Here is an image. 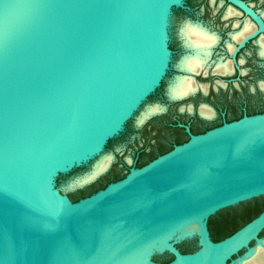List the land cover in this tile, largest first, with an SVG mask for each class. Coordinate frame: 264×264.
<instances>
[{
	"label": "water",
	"instance_id": "obj_1",
	"mask_svg": "<svg viewBox=\"0 0 264 264\" xmlns=\"http://www.w3.org/2000/svg\"><path fill=\"white\" fill-rule=\"evenodd\" d=\"M228 1L256 25L236 50L264 36L257 11ZM184 6L185 0H0V264H128L136 257L188 264L241 239L220 263L238 264L263 244L264 211L219 241L208 218L264 196V113L200 134L186 127V142L77 201L57 186L60 175L100 156L162 85L173 56V10ZM170 86L168 98L179 99ZM144 110L137 125L165 106L141 121ZM194 222L198 233L175 237ZM194 237V252L178 247ZM158 242L165 248L146 256ZM164 251L174 256L170 262L153 259Z\"/></svg>",
	"mask_w": 264,
	"mask_h": 264
},
{
	"label": "rangeland",
	"instance_id": "obj_2",
	"mask_svg": "<svg viewBox=\"0 0 264 264\" xmlns=\"http://www.w3.org/2000/svg\"><path fill=\"white\" fill-rule=\"evenodd\" d=\"M247 1L251 2L255 8L264 10V0ZM187 2L190 5L188 9L177 7L173 10L172 25L170 28L171 37L169 41L173 56L166 77L162 81V85L144 101L139 110L136 111L135 116L128 120L123 133L106 144L100 156L93 158L88 164L58 177V188L66 193L73 201H77L73 199L75 196H80L87 191L99 190L101 189V185L110 183V180L113 178L125 176L127 171H129L128 168L135 165L138 157L141 158L142 162H145L149 160L152 151L157 152L160 147L169 146L172 141L182 137L181 130L167 126V123L176 117H181V119H188L190 117L187 112L179 113L182 105L190 104L196 100L198 104L208 102L213 106L223 109L222 111L227 112L230 117L240 116L244 110L252 112L251 115L264 113V90L259 87V83L264 82V58L258 57L257 48L253 44L247 46L239 54V58L243 59L239 63L242 72L235 70L231 75L224 76L212 75V73L208 75L200 73L197 75L201 82L210 84L212 92L209 95H200L195 101L192 97L184 100H169L165 96V88L169 80L175 73H179L174 68L175 64L184 53L178 36L179 27L184 20L192 19L201 21L212 31H216L223 36L224 40H221L216 46V52L212 56V59H216L217 57L230 58V51L225 45L227 33L234 30L233 26L237 21L244 23L246 20V16L242 14L225 17L230 5L221 0H215L214 5L211 3V0H185L186 4ZM218 79L225 81L226 84L223 88L215 91L214 88L216 86V80ZM253 87L256 88V92H252ZM154 104L164 105L165 110L146 120L142 125H137L136 117L140 112L147 105ZM217 119L221 120L219 112L216 118L206 123H201L200 125L205 127L207 123ZM126 131H128L127 134ZM142 147H145V152L140 155L142 150L139 151V149ZM105 155L112 156L111 164L107 171L83 187H68L70 181L76 180L91 171L95 161H97L96 159ZM262 211H264V196L255 197L216 212L208 218L211 237L215 241H219L230 236L257 217ZM259 236L264 237V230ZM254 244L255 241L250 243L251 246ZM177 245L184 252H194L199 247L198 238L186 239L177 242ZM245 251L246 248L241 249L229 258L227 262L230 263L238 259ZM173 258L174 256L166 251L156 252L153 255V259L163 263L170 262Z\"/></svg>",
	"mask_w": 264,
	"mask_h": 264
},
{
	"label": "bare ground",
	"instance_id": "obj_3",
	"mask_svg": "<svg viewBox=\"0 0 264 264\" xmlns=\"http://www.w3.org/2000/svg\"><path fill=\"white\" fill-rule=\"evenodd\" d=\"M236 12L237 11L233 7H230L227 11V15L228 16L233 15ZM263 15H264V11H263ZM253 30H254V23L248 20L241 30L233 33V38L235 39V41H240L242 40L243 37L253 32ZM182 33L185 36V40H186V42L185 41L184 42L189 49V52L187 53L190 54L185 56L184 58L183 57L181 58V60L183 59V61L181 62L180 60L178 62L179 68L185 72L188 71L199 72L201 70L207 71L209 67L207 61L211 54L212 47L218 43V37L216 36V34L206 31L205 29H202L200 26L193 24L192 22L186 24L183 27L181 34ZM259 44H260V49H259L260 54L264 58V40H259ZM232 47L233 45L229 44V48L232 49ZM167 59H168V54L166 56V61ZM215 67H216L215 71L223 74L232 73L234 70L232 62L230 60L224 61L222 60V58L217 62ZM181 76L182 74L180 73L176 74L175 78L171 83L170 94L172 97L175 98L182 97L190 92L196 91L200 86L204 89H206L207 87L205 84H196L194 82V78L191 76H183L180 79L179 77ZM162 109H163V105L161 104L149 105L143 111L140 120L144 121L148 116H150L155 112H159ZM200 112L202 115L206 117L213 116V112L207 106H203ZM111 160H112L111 155L102 156L96 163L95 167L87 174L78 178L76 182L82 184L84 182L94 179L101 172H103L108 168V166L111 164ZM199 231H200L199 224L197 222H194L182 228L180 231H178L175 237L179 238L185 235L198 233ZM240 240L241 239L234 241L231 247L227 248L225 251L223 250L218 252V254H215L207 258L203 262L200 259L201 257L190 258L188 259V264H220L226 260V257L230 254V251L239 244ZM263 245H264V241L263 244L257 246L256 251L254 253H250L248 257L243 258L238 264H264ZM164 248L165 245L161 242H158L152 247L148 248L144 254L148 256L151 253V251L155 249L163 250ZM128 264H145V263L143 262V259L136 257V258H132L128 262Z\"/></svg>",
	"mask_w": 264,
	"mask_h": 264
},
{
	"label": "flooded vegetation",
	"instance_id": "obj_4",
	"mask_svg": "<svg viewBox=\"0 0 264 264\" xmlns=\"http://www.w3.org/2000/svg\"><path fill=\"white\" fill-rule=\"evenodd\" d=\"M214 1L215 0H211V3L213 5H214ZM221 1L222 2H225V3H228L230 5V7H233L237 11L235 14H242V15H245L246 16V20H245L244 23L237 21L236 24L233 26V29L234 30L227 33V38L225 39V45L227 46L228 50L230 51V58L225 59L224 57H217L216 59H212V56L216 52V46L220 43L221 40H224L223 39V36L220 33L216 32V31H212L209 27H207L206 25H204V23L201 22V21H196V20H192V19H186V20H184L181 23V25L179 27V30H178V36H179V39L181 41V45H182V48L184 50V53L180 56V59L177 61V63L181 60L182 57L184 58L185 56H187V55L190 54V53L189 54L187 53V52H189V49L186 48L185 36L183 35V33L181 34L183 27L186 24L190 23V22H192L193 24H196V25L200 26L202 29H205L206 31H209L211 33L216 34V36L218 37V43L215 46H213L212 49H211V54H210V56L208 58V61H207L208 65H209L207 71L201 70L199 72H190V71L185 72L182 69H177L176 67H174L180 74H182V76L179 77L180 79L183 76H191V77L194 78V82L196 84H205L207 86L206 89H204V88H202L200 86L196 91L190 92V93H188V94H186V95H184L182 97H179V99H177V100H184V99H186L188 97H192L194 99V101H195L197 99V97H199L200 95H209L212 92V89H211L210 84L203 83V82H201L198 79L197 75L200 74V73H203L204 75H208V74L212 73V75L224 76V75H231L235 70H237L238 72H240L241 69L239 67V63H241L243 61V59H240L239 58V54L242 52L243 49H245L250 44H253L254 46H256L258 57L263 58L261 56V54H260V51H259V49H260L259 40H264V36L262 34H259L258 36L254 37L252 39H249L241 48H239L238 50H236V48L241 44V42L247 36H249L252 32L250 34L246 35L245 37H243L242 40H240V41H235V39L233 38V33L241 30L244 27L245 23L248 20L249 21H252L253 23H254V21L250 18V16L244 10H242L241 8L237 7L236 5L230 3L228 0H221ZM243 1H245L249 6H251L255 11H257L264 18V15H263V11L264 10L255 8V6L251 2H248L247 0H243ZM189 7H190V5L187 2V4L185 3V6L184 7H180V8H182V9L183 8H186V9H188ZM227 11H226L225 17L231 16V15H229V16L227 15ZM188 21H190V22H188ZM255 29H256V25L254 23V30ZM229 44L233 45L232 49L229 48ZM221 58L224 61L225 60H230L232 62V65H233V68H234V70H233L232 73L223 74V73H220V72L215 71V68H216L215 66H216L217 62ZM182 61H183V59L181 60V62ZM176 64H175V66H176ZM179 64H181V63H179ZM179 73H175L173 75V77L169 80L168 85L165 88V91H166L165 92V96H167L168 87L171 85V83H172L173 79L175 78L176 74H179ZM225 84H226V82L223 81V80H220V79L216 80V86H215L214 90L216 91L218 89L223 88V86ZM263 85H264V82H260L259 83V87L262 90H264V86ZM252 92H256V88L255 87L252 88ZM167 98H168V96H167ZM203 106H207L213 112V116L206 117V116L202 115L201 112H200V110H201V108ZM222 110L223 109H221V108H219L217 106H213V105H211L208 102H201V103L198 104L197 103V100L195 102L190 103V104L182 105L180 107V109H179V113H185V112H187L190 117H188V119H181V117H176L175 119H172L171 122L167 123V126H169L170 128H173V129L181 130L183 136L177 138L176 140L172 141L169 144V146H165L163 148H168V147H171V146L173 148V146L176 145V144H181V143L186 142L189 139V133L187 132L186 127H189L190 131L193 134H200V133L206 132L209 129H212V128H215L217 126H220V125L224 124L225 122H231V121H234V120H237V119L243 117L244 115H251L252 114V112H249L248 110H244L241 113L240 116L230 117L227 112H223ZM218 112L221 115V120L217 119V120H214V121H212L210 123H207L205 127H203L202 125H200L201 123H206L207 121L216 118L218 116ZM254 113H256V112H254ZM127 130H128V128H127ZM127 133H128V131H126V134ZM141 150H142V152L140 153V155L145 152V147H142L141 149H139V151H141ZM160 151H161V147L159 148V150L157 152H153L152 151L150 153V157H151V155H157L158 156L160 154H163V153H160ZM140 159L141 158L138 157V159L136 160V163H135L136 166H142V165H140L141 164V161H139ZM129 169L130 168H128V170Z\"/></svg>",
	"mask_w": 264,
	"mask_h": 264
},
{
	"label": "trees",
	"instance_id": "obj_5",
	"mask_svg": "<svg viewBox=\"0 0 264 264\" xmlns=\"http://www.w3.org/2000/svg\"><path fill=\"white\" fill-rule=\"evenodd\" d=\"M172 149V146L171 147H168V148H163V147H161V151H160V153H164V152H167V151H169V150H171ZM155 157H157V155H151V157H150V159L149 160H147V161H145V162H142V160L140 159L139 161H141V164L140 165H144V164H146V163H148L150 160H152V159H154ZM124 177V176H123ZM122 177H115V178H113L112 180H110L111 182L112 181H116V180H119V179H121ZM108 184V183H107ZM107 184H103V185H101V188H104V187H106V185ZM97 190H94V191H87V192H84V193H82L80 196H75L73 199L74 200H79V199H81V198H83V197H86V196H88V195H91L92 193H94V192H96Z\"/></svg>",
	"mask_w": 264,
	"mask_h": 264
}]
</instances>
